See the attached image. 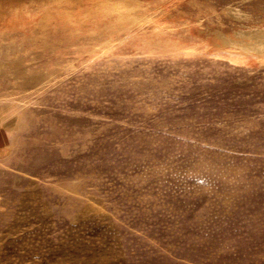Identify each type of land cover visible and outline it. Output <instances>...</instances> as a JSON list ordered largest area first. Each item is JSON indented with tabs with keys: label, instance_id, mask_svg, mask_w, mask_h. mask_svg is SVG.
Instances as JSON below:
<instances>
[{
	"label": "rangeland",
	"instance_id": "obj_1",
	"mask_svg": "<svg viewBox=\"0 0 264 264\" xmlns=\"http://www.w3.org/2000/svg\"><path fill=\"white\" fill-rule=\"evenodd\" d=\"M64 1L0 0V264H264V0Z\"/></svg>",
	"mask_w": 264,
	"mask_h": 264
},
{
	"label": "bare ground",
	"instance_id": "obj_2",
	"mask_svg": "<svg viewBox=\"0 0 264 264\" xmlns=\"http://www.w3.org/2000/svg\"><path fill=\"white\" fill-rule=\"evenodd\" d=\"M62 1V0H61ZM64 1V0H63ZM211 1V0H210ZM207 2V1H206ZM209 2V1H208ZM59 3V2H58ZM64 3H66L64 1ZM63 4V3H62ZM68 3H66L67 5ZM60 5V3L58 4ZM211 5V4H210ZM53 6V5H51ZM64 6V5H61ZM60 6V7H61ZM140 5L138 4H132V2L130 0H124V2H122L121 4H119V6H117L116 8L111 7V10L115 13H117L118 15V19L119 20H124L127 16V18L129 17V19L132 20H137V18L133 15V12L136 11V9L139 7ZM50 7V6H48ZM227 9V8H226ZM231 9V8H230ZM47 10V8H46ZM196 10V9H194ZM232 14L239 16L240 18L243 17V14L240 10L232 8L231 10ZM44 12V11H43ZM223 12V11H222ZM192 13V12H191ZM230 13V12H229ZM228 13V14H229ZM212 14V12H211ZM214 15V14H213ZM230 15V14H229ZM233 15V16H234ZM248 16V15H247ZM245 16V18L247 17ZM210 17V16H209ZM235 17V16H234ZM207 18V17H206ZM211 18V17H210ZM216 18V17H215ZM229 18H227L228 20ZM231 19H232V15H231ZM242 19V18H241ZM210 20V19H209ZM203 21V20H202ZM245 21V20H244ZM219 22V21H218ZM220 23V22H219ZM217 23V24H219ZM231 23V22H230ZM205 25V24H204ZM220 25V24H219ZM251 25V24H250ZM258 25V24H257ZM228 26V25H227ZM203 27V25H202ZM252 27V26H251ZM256 27V25H255ZM209 29V28H208ZM207 29V30H208ZM248 29V27H247ZM211 30V29H209ZM208 30V32H209ZM225 30V29H224ZM238 30V29H236ZM215 31V30H214ZM224 32V31H223ZM231 32V31H230ZM234 32V31H233ZM216 33V32H215ZM219 33V32H218ZM227 33V32H225ZM206 35V34H205ZM229 36V35H228ZM225 36L224 34L219 33L218 37L221 40V44L222 47H226V48H222L221 52H224L225 56L228 57L229 59H235L237 57H244L245 55H257L258 58L261 60V63L263 61L264 63V28L262 29H252L249 28L248 30H241L239 32L236 33L235 38L232 37H228ZM209 37V36H208ZM217 38V36H216ZM217 38V39H219ZM116 39V38H115ZM215 39V38H213ZM215 44V43H214ZM191 52H188V55H191ZM195 54H200L198 52H195ZM260 63V62H259ZM262 63V64H263ZM69 71V70H68ZM57 73V72H56Z\"/></svg>",
	"mask_w": 264,
	"mask_h": 264
}]
</instances>
